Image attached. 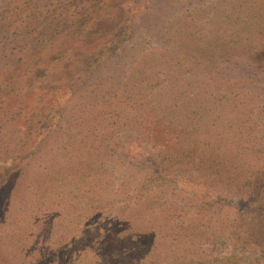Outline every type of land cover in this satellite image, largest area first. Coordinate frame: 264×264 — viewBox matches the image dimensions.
<instances>
[{
    "label": "rangeland",
    "instance_id": "374dc122",
    "mask_svg": "<svg viewBox=\"0 0 264 264\" xmlns=\"http://www.w3.org/2000/svg\"><path fill=\"white\" fill-rule=\"evenodd\" d=\"M263 9L264 0H0V264H264V93L242 98L228 68L244 50L237 33ZM127 18L130 37L83 72L95 60L85 43L116 41ZM59 48L70 59L42 68L41 88L28 85L30 66L58 61ZM12 80L25 84L4 90ZM60 93L63 115L31 152ZM142 97L168 104L136 116Z\"/></svg>",
    "mask_w": 264,
    "mask_h": 264
},
{
    "label": "trees",
    "instance_id": "16d2710c",
    "mask_svg": "<svg viewBox=\"0 0 264 264\" xmlns=\"http://www.w3.org/2000/svg\"><path fill=\"white\" fill-rule=\"evenodd\" d=\"M141 6V5H140ZM143 7L141 6L140 9H142ZM250 18L246 19L245 23L247 26H245L242 31H239L237 34L239 35L240 39L243 42V47L244 50H242L241 54H238L236 60L231 59L230 63L231 65L228 66L229 68V72H230V81H238L240 82V84H244L246 86V91L241 93V97L242 98H250L253 100L254 103L256 102V97L253 95H258L260 97L261 92L264 93V9L262 10V16L259 17L255 23L254 26L252 27L251 30L248 29V26L250 25ZM6 23V22H5ZM5 23H2L1 26H4ZM133 23L131 21V19H124L123 21H121V23L117 26V34H116V41H113V39L109 37H107V34L105 36H102V34H100V37H97L98 39L95 38V40H91L87 43H85L86 46V50L89 51L91 49H93V51L95 52L94 55H92V58H95V60L90 61V65H88V67L84 70V67H80V64H73L72 63V68H75L77 66V68H75V70H73V72H76V75L80 73L78 72L79 70H84L85 71H89L90 68H96L98 66H96L95 64L99 65V61L101 59L102 55L105 54H110L113 52L114 49H112V44H120L123 45V43L128 39V36L130 37V31L133 30L132 29ZM132 32V31H131ZM95 41H97V43H95ZM43 50V48L39 49L38 52L41 53ZM58 50H61V48H59ZM56 50L53 54L56 55L55 57L58 58V61H50L48 62L46 65H40L38 63L37 66H30L31 71L30 73H34L35 77L32 75V81L33 82H29L28 85H33L36 84L37 87L41 88L42 85L44 83H46L48 80L44 81H40L39 79L36 78L37 73L40 71H44L42 70V68L48 70L49 67L51 66V64H54L55 62H59V63H66V60H69L70 57L68 56V53L66 50H61L58 51ZM84 50V49H83ZM89 53V52H88ZM244 54V56H243ZM90 55V54H88ZM36 57H40L41 55L38 54ZM232 57H234L232 55ZM91 58V59H92ZM40 62H42L40 60ZM138 63L140 61H137ZM60 64V65H62ZM29 68V66H27ZM53 68V67H52ZM16 70V68L14 69ZM49 72V71H48ZM57 72V71H54ZM60 72V71H59ZM52 73V72H51ZM47 74V72H46ZM53 75H55L54 73H52ZM57 74V73H56ZM83 74V73H81ZM88 76H83L82 78H86ZM76 78L78 80H80V77ZM26 82L28 81V79H25ZM63 78L60 80L62 81ZM213 81H211L210 85H212L213 87L217 84V85H221V81H223V78H216L214 77L212 79ZM87 80L84 79V81H80L82 82H86ZM141 81V80H140ZM16 81H8L6 82L7 84L4 87V90L8 88V92L11 91V89L16 86V87H21L22 85H24L25 83H23L22 81H19V83L16 82V85H14ZM53 82V81H51ZM201 83H199L200 85ZM12 86V87H10ZM136 87V88H135ZM133 87L135 89H137V85ZM252 88V89H251ZM3 89V88H2ZM250 89V90H249ZM13 90V89H12ZM141 96V95H140ZM67 96L64 95V93H60L57 95V99L54 101L53 105L57 106V109L53 112L54 113V118L51 124L48 125V127H40L39 130L36 132L35 137L33 138V143L30 146V150L31 152H35V150L38 149V147L40 146V144L44 141V139H47L55 130V127L58 125V121L57 118H59L61 115H63V107H65V98ZM142 100H136L138 101L136 104V109L134 110L136 112V116L137 114H141L142 113V105H144L145 103H150L151 105L153 104H157L158 106L160 105V103H163V99L158 98V99H146L145 97H142ZM145 98V99H144ZM67 100V99H66ZM168 104L167 101L165 103V105ZM247 104V103H246ZM245 104V106H246ZM249 104V103H248ZM164 105V103H163ZM164 105V106H165ZM244 106V105H242ZM243 108V107H241ZM141 109V110H140ZM138 122H141L138 117L137 119ZM26 150V149H25ZM27 151V150H26ZM21 157H25V153L24 152H20L18 156ZM16 156H8L7 162H13L12 159L15 158ZM21 175V172H19L18 176ZM20 177V176H19ZM226 199L229 204L233 205L235 208L240 209V210H245V209H249V207L251 206V202L243 199V198H239L238 200H233L230 198H224Z\"/></svg>",
    "mask_w": 264,
    "mask_h": 264
}]
</instances>
